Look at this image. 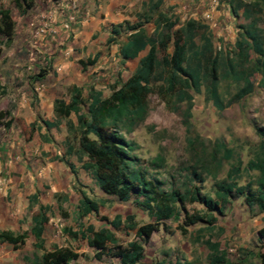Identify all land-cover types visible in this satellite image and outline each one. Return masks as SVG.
<instances>
[{"label": "rangeland", "instance_id": "obj_1", "mask_svg": "<svg viewBox=\"0 0 264 264\" xmlns=\"http://www.w3.org/2000/svg\"><path fill=\"white\" fill-rule=\"evenodd\" d=\"M60 1L28 0L17 3L16 0H0V17L2 11H8L10 17L8 26H5L4 32L0 34V110L6 109L10 112L14 109L15 100L19 97L16 93H23L30 82L35 84L31 77L38 71L36 64L44 61L40 63L41 67L51 71L55 57L63 53L65 46L74 38L75 32L68 39L63 38L61 43L58 42L55 48L51 45L44 46L51 41L49 38L34 35V25L31 23L43 22L44 15L60 7ZM245 1L260 4L258 23L264 26V0ZM183 5L177 8H174L173 4L170 6L172 15H176L180 20L179 24L184 17H189L191 12L186 3ZM206 8L210 10V7ZM214 9L218 12L216 18L211 16L207 19L202 16V12L194 13L207 25L200 31L197 45L200 47L207 40L212 45V52L231 50L240 29L239 25L246 20L241 16L235 17L231 12L228 15L226 4L221 5V0H215ZM116 43L112 47H102L99 50L101 55L94 64L86 63L85 68L77 66L78 74L73 80L64 82L62 95L68 97L72 85L87 88L92 84L107 96L113 85H119L121 79H126L135 61L122 65L117 55ZM83 53V59L87 62L86 51ZM250 57L253 66H262L260 63H264V54L260 55L251 50ZM223 66H219V91L227 102L238 86ZM262 77L261 72L251 70L247 79L254 83L253 90L222 109H218L211 100L205 98L204 86L198 93L186 89L183 98H179L181 101L176 97L177 93L173 92L171 101L177 102L182 107L181 110L189 116V126L184 122V113L169 108L162 94L155 90L148 96L145 119L138 124L122 127L123 134L132 145L131 153L135 157V167L159 187L160 204L173 207L169 217L157 219L155 215H149L135 203L134 194L123 201L115 194L100 190L91 175L80 168L75 157L66 158L75 165L76 172L72 173L70 167L57 158L63 155L62 140L68 134V119L65 118H60L64 123L63 128L56 127L45 132L51 136L52 142L44 141L41 137H31L34 127L40 130L41 126L37 122L20 127L23 136H17L22 146L17 151L16 147L10 149L11 154L16 151L20 159L12 156L14 159L11 161V156L8 155L7 159H0V212L9 211L12 216L8 219L15 227L19 225L21 231L29 230L30 216L36 210L28 204L27 197L35 190H40V201L52 206L47 212L49 221L44 234L45 247L51 248L52 244L56 243L77 249L83 254L74 264H120L117 258L110 255H104L101 260L96 259L86 240L70 238L63 232L65 226L77 229L78 222L85 225L91 223L95 228L106 226L107 222L101 217L111 219L117 213L123 218L129 214L133 215L138 225L156 223L157 228L147 240L142 241V260L145 263L178 264L189 261L193 264H209L211 243L217 244L219 250L225 251L232 264H264V236L259 232L264 227V209H260L257 204L249 205L245 198L248 186L257 188L259 170L253 168L252 163L260 154V146L264 145V136L257 132V128L264 127ZM242 84L243 82L240 83ZM39 85L40 83H36L35 87ZM85 108L86 105L82 111H85ZM71 119L77 121V115L72 113L69 120ZM13 135L14 132L9 128H0V153L10 145ZM73 135H69L71 142ZM189 138H192L191 141H198L201 148L202 145L219 140L229 149L230 156H224L219 164L212 163L207 171L202 167L205 158L200 151L202 149L194 152ZM225 154L226 152L221 155ZM158 155H161V161L155 159ZM11 171L24 174L16 183V192L5 187ZM79 189H84L93 198L104 200L98 215L91 214L81 220L77 219ZM190 189H198L201 193L211 196L222 209V212H213L216 221L211 224L213 226L210 229L204 228L208 225L205 222L188 223L186 213L208 211L200 202L188 198L187 192ZM55 192L68 194L67 202L63 203L61 210L53 198ZM223 193L225 198L221 197ZM116 235L123 245L137 238L135 229L128 230L126 227L117 230ZM33 243L34 238L28 233L25 244L13 253L15 261L11 262V257L7 263L0 264H33L34 254L41 253ZM11 250L10 244L0 243L2 253Z\"/></svg>", "mask_w": 264, "mask_h": 264}, {"label": "trees", "instance_id": "obj_2", "mask_svg": "<svg viewBox=\"0 0 264 264\" xmlns=\"http://www.w3.org/2000/svg\"><path fill=\"white\" fill-rule=\"evenodd\" d=\"M20 1L28 0H16ZM230 12L235 16L243 17L246 22L239 25V31L231 50L212 52L210 41H205L198 47L197 37L200 31L207 25L200 19L186 18L179 25V19L168 12L159 11L154 19L155 27L150 34L142 23L129 24L119 23L111 27L109 41H115L121 36L122 40L118 46V57L121 64L138 56L139 52L147 49V52L139 58L138 63L126 79L119 78V85H113L107 96L92 84L88 85L86 95L82 87L72 85L69 101L63 98H55L54 112L56 117H69L74 113L77 115V123L67 121L68 134L64 140L66 155H73L79 166L88 172L95 185L102 191L117 195L120 200H128L132 194L135 203L148 212L155 215L157 219L169 217L173 207L163 206L159 202L160 190L155 183L148 179L138 168L135 167V157L132 155V145L122 132V127L135 125L142 122L148 111V96L153 91H159L166 105L175 110H181L177 102L171 101V94L177 93L179 101L186 93V89L200 92L204 86L205 98L211 100L218 109L224 108L234 100H238L251 92L254 83L247 79L251 70L261 72V83L264 85V63L251 65L250 51L264 54V26L259 25L258 19L261 7L258 2L245 0H225ZM161 0L153 3L157 6ZM154 7H150L151 10ZM148 10L149 12L151 11ZM144 20L150 18L145 13ZM10 20L9 12L2 11L0 17V34L8 26ZM143 20V21H144ZM264 21V20H263ZM221 53V55H220ZM85 68L86 63L94 64L96 57L80 61ZM228 71V76L237 84V90L232 97L225 102L219 91L220 75L219 66ZM34 75V80H38ZM243 82L242 85L240 83ZM180 98V99H179ZM86 105L85 111H82ZM182 114L184 113L181 110ZM188 115L183 114L185 124L189 126ZM46 128L55 126L57 122L43 121ZM12 124L10 112L6 109L0 110V128H9ZM259 135L264 136V127L257 128ZM73 133L71 142L69 135ZM44 140L50 138L45 135ZM192 150L204 155L202 167L208 171L212 163H221L224 156H230V151L225 144L219 140L202 145L198 141H191ZM260 154L252 167L259 170L257 188L248 186L245 193L249 205L257 204L264 209V145L260 146ZM199 151V152H200ZM225 155H221L225 153ZM68 164L72 172H76L75 165L64 157L60 158ZM155 159L162 160L161 155ZM223 183H221L222 185ZM223 186V185H222ZM79 198L76 205V217L78 220L87 215H98L104 200L93 198L84 189H79ZM187 196L192 201L203 204L208 211L196 214L186 213L189 224L205 222V229H210L211 224L216 221L214 211L222 212L217 202L198 189H190ZM142 197V199H138ZM225 198V193L222 194ZM58 208L62 209V202L67 200L66 194L56 193L54 195ZM173 199V198H172ZM183 197H181V200ZM30 204L38 203V192L29 196ZM50 204L38 203V208L31 215L29 230L14 232L10 229L0 230V242L9 243L13 249L22 247L27 239L28 233L34 238V247L41 250L40 254H34L33 264H69L82 255L79 251L69 245L52 244L51 248L45 247V230L49 220L47 213ZM107 222L106 226L95 228L93 224L78 222L77 229L70 226L63 227V232L74 239H83L94 249L93 256L100 260L104 255H110L119 260L120 264H148L143 262L144 247L143 240H147L152 231L157 227L156 223L138 225L133 215L125 218L117 213L109 219L102 216ZM135 229L134 238L123 245L119 242L116 231L120 228ZM264 236V227L260 229ZM212 252L209 264H232L226 257L225 251L219 250L217 244H211ZM161 264V263H157ZM178 264H193L189 261L178 262Z\"/></svg>", "mask_w": 264, "mask_h": 264}, {"label": "crops", "instance_id": "obj_3", "mask_svg": "<svg viewBox=\"0 0 264 264\" xmlns=\"http://www.w3.org/2000/svg\"><path fill=\"white\" fill-rule=\"evenodd\" d=\"M63 1H66V3L59 5L60 7L58 8H54L56 9L55 10L56 15H55L54 21L57 23V26L60 29V32H62V36L46 37V38H49L48 40H51V41L47 42L46 45L44 44V46L47 47L48 45L49 46L51 45L56 48L58 42L61 43L63 38L68 39L71 36L70 33H69L70 35L68 36V33H66L68 29L63 24L64 15L66 14L65 12L69 11L68 1H75V3L78 5V8L80 10V14L81 13L83 14V15H80L82 19L80 20V24L74 28L75 31L74 30L72 31V33L75 32L74 38L69 41L68 45L65 46L64 52L59 53V55L55 57L51 71H47L43 67H41L42 62L44 63V61L36 64L38 66L37 68L38 71L36 75H38L39 78L38 80H34V76L31 78L35 81V84L40 83L39 87H35V84L30 82V84L27 87H25V90H23V93H20V94L16 93L17 97L18 95L19 97L16 98L15 100L16 102L15 108L10 111L12 113V124L9 127V130L13 131L14 135L13 137H11L12 142L10 143V145H8L6 149L4 148L5 149L4 152L0 153L1 160L7 159L8 158L7 155L11 156V161L15 158V156L18 159H20L19 154L16 153V151L19 150L20 146L22 145L20 143V139L17 136V134H19L20 137L22 138L23 133L21 132L20 127L22 126L26 127L32 124L33 122L39 123V126L41 127H40V130H38L37 127L36 128L34 127L35 130L32 132L31 137L33 136L36 139L40 137L43 138L45 135H47L50 138V140L48 141L52 142L53 139L51 138V136H49L48 134H45V132L47 133L50 129H53L56 127L63 128L64 123H62L61 119L65 118L69 120V118L71 117V114H70L69 117H59V119H57L55 112H54L55 98H63L66 101H69L71 93L68 97L63 96L62 95L63 85H64V82L68 80H73L74 76L78 74L79 70L76 69L77 66H80L81 68L83 67L82 63L80 62V61H85L83 59V56H84L83 51H86V56L88 59L96 57V60H98V58L101 55L99 50L102 47L104 46L112 47L113 44L116 43L117 41L116 47L118 50L119 43L122 40L121 36L118 37L115 41L108 42V38L111 36V27L113 25L124 23V22H128L131 25L142 23V25L144 26L146 30V33L150 34L155 27L154 19L157 16V12L165 11V12H168L169 15H172L173 13L171 11L172 7H170L172 6V4L174 5V8H177L180 5H182L183 7L184 6L183 4L186 3L188 9L191 12H190V16L184 17V19L191 18V17L194 19H199L198 15L194 14L198 12L199 13L202 12L203 13L202 16H204V18L207 17L208 19L211 16H214L216 18V15L218 13L215 9L213 10V5L215 4V0H161V3L157 6V8L153 6V3L157 0H61L60 3H63ZM225 4H226V9H227V14L229 15L230 10H229L227 2L225 0H221V5L224 6ZM151 6L154 7L152 10L150 8ZM207 6L210 7V10L206 8ZM149 9L151 10L150 12L148 11ZM145 13L150 15V18H148L147 20H144L145 18L143 14ZM87 16L89 17L84 18ZM175 16L176 15H174V17ZM177 25H179V23H177L175 27ZM147 49L148 47L140 51L138 56H136L135 58L126 60L125 64H128L129 62L133 60L135 61L134 67L132 68L131 72L136 67L139 58L142 57L147 52ZM117 55H118V51H117ZM87 88L82 87V91L84 95H86ZM43 121L57 122V124L47 129ZM71 121L74 124L77 123V121H74L72 119ZM66 130L68 132L67 127H66ZM66 136L62 140L63 155L62 156L60 155L59 157H57L59 159L61 157H64L65 159L74 157L73 155H66V149L64 145V140ZM15 139L16 140L19 139V140L14 142ZM14 147H16L15 148L16 151H13L11 154L10 149ZM12 156H14V158H12ZM23 176L24 174L22 173L15 174L14 171L13 172L11 171L9 180L6 182L5 187L10 188L11 191L16 192L17 191L16 183H18V180H20L21 177ZM0 182H1V178H0ZM34 192H38V203L46 204V203L41 202L39 199L40 190L37 189ZM55 193L53 194V198H54ZM66 195L68 198V194ZM29 196L30 194L27 197L28 204L30 206H33V208H35L34 210H36L38 208V203L30 204ZM65 202H67V200ZM65 202H62V205ZM55 203H56V200H55ZM10 215L11 214L9 213V211L0 212L1 230L10 229L14 232L21 231L20 228L18 227L19 225L15 227L13 225V222L9 221L8 217ZM30 224H31V216H30ZM70 238L72 237L70 236ZM2 243L6 244L7 242H2ZM18 249L12 248L11 251H6L3 253L0 251V263H7L8 262L7 260H9V258L11 257L13 258L11 262L15 261L13 253L14 251ZM91 249L94 252V249L92 247ZM81 254L83 253L81 252ZM78 259L76 261H78ZM72 262L74 264V261Z\"/></svg>", "mask_w": 264, "mask_h": 264}, {"label": "built area", "instance_id": "obj_4", "mask_svg": "<svg viewBox=\"0 0 264 264\" xmlns=\"http://www.w3.org/2000/svg\"><path fill=\"white\" fill-rule=\"evenodd\" d=\"M62 4L65 3H59V5ZM68 7L69 11L65 12L66 14L64 13L65 15L63 24L68 29L66 33H68L69 36L70 34H72L74 28L80 24V20L82 19V17L80 16V10L75 1H69ZM55 15L56 11L51 10L47 15H44L43 22H40L39 24H34L33 22L31 23L32 25H34V35L36 37H59V34L61 35L62 32H60L57 23L54 21ZM47 62L48 61H46V63Z\"/></svg>", "mask_w": 264, "mask_h": 264}]
</instances>
